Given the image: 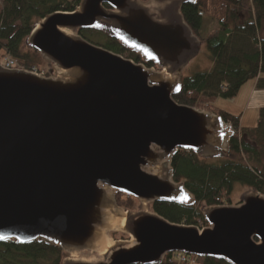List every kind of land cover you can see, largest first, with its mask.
Instances as JSON below:
<instances>
[{
    "label": "water",
    "instance_id": "1",
    "mask_svg": "<svg viewBox=\"0 0 264 264\" xmlns=\"http://www.w3.org/2000/svg\"><path fill=\"white\" fill-rule=\"evenodd\" d=\"M192 1L81 0L36 21L25 42L49 77L0 65V243L57 247L61 264H162L170 254L264 264V196L255 191L202 208L204 229L149 210L194 205L173 181V157L225 159L234 137L221 117L174 101L202 46L181 15ZM80 31L116 40L143 63ZM117 194L139 210L123 211Z\"/></svg>",
    "mask_w": 264,
    "mask_h": 264
},
{
    "label": "trees",
    "instance_id": "2",
    "mask_svg": "<svg viewBox=\"0 0 264 264\" xmlns=\"http://www.w3.org/2000/svg\"><path fill=\"white\" fill-rule=\"evenodd\" d=\"M0 2V64L9 59L18 69L43 74L40 56L25 46L33 25L54 13L74 12L79 0ZM181 15L205 46L213 66L209 72L182 78L180 93L174 101L221 117L224 123L231 125L234 137L225 159L203 160L191 152L179 151L171 161L173 181L184 186L195 204L156 203L151 211L172 224L204 229L207 225L201 209L231 206V194L236 185L264 196V107L259 110L257 126L248 129L241 128L237 118L211 107L218 97L234 98L249 80H256V89L264 91V38L259 35L264 25V0H194L182 7ZM205 19L215 24V29L202 37ZM78 34L92 45L136 64L143 63L139 55L101 33L80 31ZM145 67L154 66L145 64ZM116 202L126 211H132L135 206L132 198L121 194L116 195ZM174 256L168 255L162 264H178ZM186 258L197 264H227L212 259ZM62 259L59 248L43 243H0V264H61Z\"/></svg>",
    "mask_w": 264,
    "mask_h": 264
},
{
    "label": "rangeland",
    "instance_id": "3",
    "mask_svg": "<svg viewBox=\"0 0 264 264\" xmlns=\"http://www.w3.org/2000/svg\"><path fill=\"white\" fill-rule=\"evenodd\" d=\"M141 1L143 3L146 2V0H141ZM80 2L81 0H79V3ZM0 8H1V2H0ZM246 9H247V6H245V11ZM214 29H215V24H213L209 19H205L203 23L202 32H201L202 37H205L207 33H209L210 31ZM259 35L261 38H264V25ZM91 40L95 41L93 39ZM5 60H9V59H5ZM4 61H2L1 64H3ZM212 66L213 64L210 59V56L205 46L202 44L199 55L183 71L182 78H187L197 72H209L212 69ZM40 69L45 75V73L50 72L51 68L47 63H45L42 60ZM152 69H154V71H157L155 67H152ZM254 92H255V95H253ZM211 107L237 118L240 121V127L243 129L255 128L259 121V110L260 108L264 107V91L256 89V80H249L240 88L239 92L234 98L226 99L223 97H218L211 104ZM196 110H199V109H196ZM200 111H204V110H200ZM204 112H208V111H204ZM252 191L253 190L247 187L236 185L231 194V202H230L231 206L237 205L242 195H244L245 193L252 192ZM133 201L135 203L134 209L132 211H127V212H137L139 210L140 204L134 199ZM149 210H151V206L149 207ZM123 211H126V210H123ZM111 237L113 240H116V241L127 239V237L122 236L121 234H113ZM83 255H84L83 257L86 260H88L89 254L85 253ZM63 257H64V253H63ZM192 262L193 263H190V264H197V262L195 261H192Z\"/></svg>",
    "mask_w": 264,
    "mask_h": 264
},
{
    "label": "built area",
    "instance_id": "4",
    "mask_svg": "<svg viewBox=\"0 0 264 264\" xmlns=\"http://www.w3.org/2000/svg\"><path fill=\"white\" fill-rule=\"evenodd\" d=\"M3 66L6 69H14V68H16L15 62L14 61H11V60H5L4 63H3ZM29 72L30 73H33V74H37V75H43V74H38L34 70H31ZM174 260H176L178 264H180V263L181 264H190V263H193L192 261L187 260L186 256L180 255V254H175Z\"/></svg>",
    "mask_w": 264,
    "mask_h": 264
},
{
    "label": "snow or ice",
    "instance_id": "5",
    "mask_svg": "<svg viewBox=\"0 0 264 264\" xmlns=\"http://www.w3.org/2000/svg\"><path fill=\"white\" fill-rule=\"evenodd\" d=\"M0 239H3L2 237H0Z\"/></svg>",
    "mask_w": 264,
    "mask_h": 264
},
{
    "label": "crops",
    "instance_id": "6",
    "mask_svg": "<svg viewBox=\"0 0 264 264\" xmlns=\"http://www.w3.org/2000/svg\"><path fill=\"white\" fill-rule=\"evenodd\" d=\"M253 95H255V92H254V94Z\"/></svg>",
    "mask_w": 264,
    "mask_h": 264
},
{
    "label": "flooded vegetation",
    "instance_id": "7",
    "mask_svg": "<svg viewBox=\"0 0 264 264\" xmlns=\"http://www.w3.org/2000/svg\"><path fill=\"white\" fill-rule=\"evenodd\" d=\"M171 255H175V254H171Z\"/></svg>",
    "mask_w": 264,
    "mask_h": 264
}]
</instances>
